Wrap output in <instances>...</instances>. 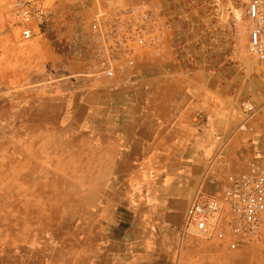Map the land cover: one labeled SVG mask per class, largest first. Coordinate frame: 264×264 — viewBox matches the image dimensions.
<instances>
[{
  "label": "rangeland",
  "instance_id": "374dc122",
  "mask_svg": "<svg viewBox=\"0 0 264 264\" xmlns=\"http://www.w3.org/2000/svg\"><path fill=\"white\" fill-rule=\"evenodd\" d=\"M149 1L43 0L40 34L22 40L17 0H0V264H264V235L180 240L182 216L172 211L168 223L157 213V198L191 199L213 159L222 175L243 173L262 162L264 145L251 158L226 140L192 186L175 169L189 156L154 138L166 128L128 91L149 63L195 66L232 86L239 142L264 133V103L253 104L248 121L261 128L251 132L234 94L252 80L264 89V65L247 53V0L177 1L181 20L159 8L161 47L136 50L122 74L98 75L95 25L137 19Z\"/></svg>",
  "mask_w": 264,
  "mask_h": 264
},
{
  "label": "built area",
  "instance_id": "2783aa9c",
  "mask_svg": "<svg viewBox=\"0 0 264 264\" xmlns=\"http://www.w3.org/2000/svg\"><path fill=\"white\" fill-rule=\"evenodd\" d=\"M247 53L264 65V0H247ZM47 16L43 0H17L13 17L22 40L40 34ZM154 11L143 5L137 19L113 20L95 25L101 47L96 55V73L108 78L134 67L136 50L159 49L165 25ZM246 122L254 113L251 104H243ZM245 129V124L242 126ZM208 186L211 189H208ZM180 240L189 237L223 238L239 236L244 240L264 235V158L239 174L222 175L216 158L207 166L191 197L179 227Z\"/></svg>",
  "mask_w": 264,
  "mask_h": 264
},
{
  "label": "crops",
  "instance_id": "0c3cea01",
  "mask_svg": "<svg viewBox=\"0 0 264 264\" xmlns=\"http://www.w3.org/2000/svg\"><path fill=\"white\" fill-rule=\"evenodd\" d=\"M154 1L150 0L147 6L156 13L160 8L166 20L173 14L179 20L185 16L183 6H173L177 1L182 3L183 0ZM132 77L140 81L130 84L128 91L141 92L142 105L148 108V117L153 114L159 124H162L160 128H166L164 135L154 138L169 140L167 147L173 149L170 154L189 156V160L180 161L175 166L176 170L182 171L179 176L181 181L189 178L193 186L201 171L222 151L226 140H233L228 147L229 152L230 149L239 148L238 151L243 150L251 158L257 156L264 145V133L261 131L250 133L246 143L239 142V138L234 135L237 122L228 120L231 111L226 107L233 88L221 77L203 72L195 66L153 68L150 63L147 68L136 70ZM252 82L253 85H242L238 91H234L237 102L252 106L264 103V89L259 83L255 84L256 80ZM254 126L261 128L259 121H248L245 123V130L252 132ZM184 196L185 198H157L164 206V209L157 211L158 217L169 223L173 220V211L175 215L178 213L182 216V221L190 201L186 194Z\"/></svg>",
  "mask_w": 264,
  "mask_h": 264
},
{
  "label": "bare ground",
  "instance_id": "6f19581e",
  "mask_svg": "<svg viewBox=\"0 0 264 264\" xmlns=\"http://www.w3.org/2000/svg\"><path fill=\"white\" fill-rule=\"evenodd\" d=\"M44 190V189H43Z\"/></svg>",
  "mask_w": 264,
  "mask_h": 264
}]
</instances>
